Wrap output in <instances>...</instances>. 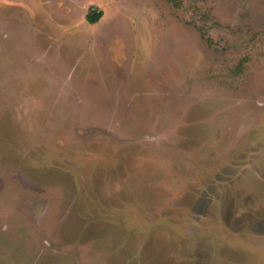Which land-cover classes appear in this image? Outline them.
Instances as JSON below:
<instances>
[{
	"label": "rangeland",
	"instance_id": "374dc122",
	"mask_svg": "<svg viewBox=\"0 0 264 264\" xmlns=\"http://www.w3.org/2000/svg\"><path fill=\"white\" fill-rule=\"evenodd\" d=\"M0 264H264V0H0Z\"/></svg>",
	"mask_w": 264,
	"mask_h": 264
},
{
	"label": "trees",
	"instance_id": "16d2710c",
	"mask_svg": "<svg viewBox=\"0 0 264 264\" xmlns=\"http://www.w3.org/2000/svg\"><path fill=\"white\" fill-rule=\"evenodd\" d=\"M103 16V10L101 9H91L86 15V19L90 24L98 23Z\"/></svg>",
	"mask_w": 264,
	"mask_h": 264
}]
</instances>
